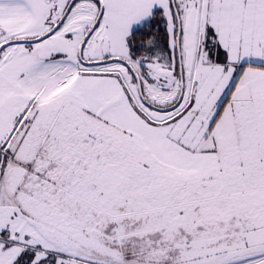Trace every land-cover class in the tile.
I'll return each mask as SVG.
<instances>
[{
  "label": "snow or ice",
  "instance_id": "1",
  "mask_svg": "<svg viewBox=\"0 0 264 264\" xmlns=\"http://www.w3.org/2000/svg\"><path fill=\"white\" fill-rule=\"evenodd\" d=\"M0 264H264V0H0Z\"/></svg>",
  "mask_w": 264,
  "mask_h": 264
}]
</instances>
